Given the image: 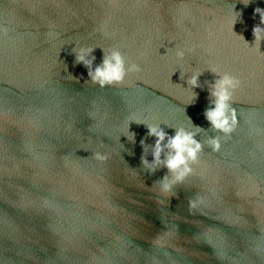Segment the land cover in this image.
Masks as SVG:
<instances>
[{
    "label": "water",
    "instance_id": "obj_1",
    "mask_svg": "<svg viewBox=\"0 0 264 264\" xmlns=\"http://www.w3.org/2000/svg\"><path fill=\"white\" fill-rule=\"evenodd\" d=\"M233 7L237 38L222 25ZM257 7L0 0V264H264V56L244 45L256 47ZM185 42L195 53L178 60ZM81 48L95 49L93 68L119 48L142 71L101 88L76 63ZM208 64L242 82L229 138L204 115L220 79ZM149 127L166 134L155 168ZM179 130L201 154L172 182L166 145Z\"/></svg>",
    "mask_w": 264,
    "mask_h": 264
},
{
    "label": "clouds",
    "instance_id": "obj_2",
    "mask_svg": "<svg viewBox=\"0 0 264 264\" xmlns=\"http://www.w3.org/2000/svg\"><path fill=\"white\" fill-rule=\"evenodd\" d=\"M241 2L247 7L250 0H241ZM253 15L259 17V24L255 25L252 29L256 47L249 48L247 42H245L244 45L250 52L264 56L261 55L259 51L260 42L264 41V9L259 7L255 8L253 10ZM236 23L237 13L233 7L230 8L228 14L222 18V25L226 26L231 34L237 38V34L233 31ZM104 35L108 36V33L104 32ZM238 39L243 40V37L239 36ZM94 50L93 48H81L76 55V63L82 65L87 70V74L91 81L101 88L105 86L123 85L129 82V77L139 74L142 71L140 65L128 60L119 48H111L107 51L101 49L105 54L103 55L101 63L93 68L94 58L88 59L87 57ZM194 53L195 48L189 46L187 42H185L184 46L177 45L176 57L178 60H183L186 54L191 55ZM141 56H143V53H141ZM208 66L211 72L220 76V79L215 82L213 91L211 92V95L214 97V107L207 110L204 115L215 130L222 132L226 138H229L238 128L236 112L235 109L230 107V103L235 99V94L241 88L242 82L238 77L228 72L221 71L215 65L208 64ZM201 74L200 72H194L187 83L192 88L199 87L198 79ZM181 78H183V73L181 74ZM253 131L256 135L260 134L259 129H253ZM148 132L149 135L156 138L155 150L153 153L154 160L151 164L147 161L144 163L146 167L155 168L160 163V154L162 151L161 143L166 139V134L156 127H149ZM208 143L213 152H217L221 148L219 138L212 139ZM166 147L175 153L166 162V167L174 176L172 182L181 181L192 173L193 169L190 165L198 163L201 154V145L191 134L179 130L174 137L168 138ZM107 158L106 155L100 153L94 154V159L99 162H104ZM165 187H167V184ZM193 206H195V204H193Z\"/></svg>",
    "mask_w": 264,
    "mask_h": 264
}]
</instances>
